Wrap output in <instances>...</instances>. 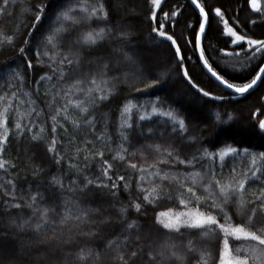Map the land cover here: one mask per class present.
<instances>
[{"label": "snow or ice", "instance_id": "6c2138e0", "mask_svg": "<svg viewBox=\"0 0 264 264\" xmlns=\"http://www.w3.org/2000/svg\"><path fill=\"white\" fill-rule=\"evenodd\" d=\"M144 2L150 43L141 0H0V264H264V146L244 139L264 95L235 114L264 85V2ZM21 143L31 179L5 158Z\"/></svg>", "mask_w": 264, "mask_h": 264}, {"label": "trees", "instance_id": "16d2710c", "mask_svg": "<svg viewBox=\"0 0 264 264\" xmlns=\"http://www.w3.org/2000/svg\"><path fill=\"white\" fill-rule=\"evenodd\" d=\"M38 2V0H37ZM178 2H180V0H167V2L165 4L162 5L163 7V11H168L170 7L174 6L175 4H177ZM262 2H264V0H262ZM240 3H243V0H240ZM233 6L235 7V3L233 4ZM148 8L149 5L147 3L144 2V0H141L140 3V8L139 10H137L139 12V19H137L136 23H137V27L139 30V35L141 37L142 40H146V42L150 43V38H149V32H150V24H149V20L147 18L148 16ZM189 11H191V9H189ZM239 16L241 18H245L247 17L249 20H258L259 16H257L256 14H252L250 12V9L245 6L243 8L242 11H240ZM158 15H162V13L159 12L158 10ZM187 15V14H186ZM235 15V13H234ZM191 18V17H190ZM183 19V17L181 18ZM230 26L235 27V25L231 24V21L229 22ZM221 30H222V25H221ZM247 30V28L245 29ZM179 31V30H177ZM239 31V30H238ZM264 31V26L262 25H256L253 28V31L250 32V35H258L260 32ZM186 35L189 36V38H191V33H185ZM242 34V33H241ZM153 36H155V34H152ZM212 43L216 44L217 47L220 48H224L223 42H217L215 40L212 41ZM203 47V42L202 45ZM234 46H232L229 43V46L227 48H224V52H231L233 51ZM235 51L239 52L240 49L236 48ZM182 54L186 55V56H190L191 60L190 61H186L185 62V66L186 67H191L193 65L196 64V56L192 54L191 51H184L182 49ZM224 53H220V55H223ZM13 55V50L12 49H8L7 51L3 52V54H0V62L2 61H6L9 59V57ZM170 55V53H169ZM198 55V54H197ZM215 55V54H213ZM205 56L207 58L208 53L207 51L205 52ZM30 59L32 57H29ZM244 62V58L241 57L239 59H237V57L233 56L230 57L228 60L229 64H233L236 66L237 69H239L242 65V63ZM33 63L35 64V60L33 59ZM211 63V61H210ZM214 69H215V65H213ZM218 70V69H216ZM197 73H199V69L197 68ZM42 74V73H41ZM223 74V73H221ZM236 75L238 76L239 73H236ZM197 80L200 79V75H197ZM34 79H38V75L34 77ZM176 79H178V77H176ZM229 79H231V77H229ZM233 82H241L240 80H235ZM183 88V85L178 84L176 91L179 92L181 89ZM262 89H264V85L259 86L258 88L254 89L251 91V95H249L247 97V99H244L241 101V104L239 105V109L240 111L235 113L236 115H238L240 117L241 120H246L248 122L249 120V111L250 110H254L253 104L255 103L256 97L257 95H264V91H262ZM45 90L44 86L41 87V92H43ZM133 96H138V93L133 92L132 93ZM193 98L191 96H189L188 98L185 99V107L190 111V112H199V105L203 104V100H196L194 102H189L191 101ZM38 103H40L41 106H43V100L38 101ZM219 103V102H217ZM189 104H193L195 107L190 106ZM255 106H259L258 104ZM211 107V106H209ZM227 110L231 113L232 112V108L228 107ZM214 111V110H213ZM260 118H264V116L260 117ZM148 126H151L150 124ZM71 131V130H70ZM210 135L212 136V138L214 140H220L221 142H223V140L225 139V134L224 133H217V131L215 129L212 130V132L210 133ZM244 139L249 141V145L246 146H264V137H260L255 135V133L252 131V129H250V131H248L247 133L244 132ZM149 143H152V141H149ZM155 143H158L162 146L163 148H167L168 147V142L167 141H163V140H156ZM26 149H28V145L26 143H21L19 146V152L17 151V147L15 145H12L9 147L8 152L6 154V159H10L12 162H14L17 165V170L21 171L22 174H27L28 178L31 179V169L33 164H39L41 162L42 159V154H38L35 157V160H30L29 156L31 155L30 152H26ZM187 151V149L185 150ZM107 158V157H106ZM155 159H159L160 157L155 156L153 157ZM152 159L148 160V163H151ZM120 174H124V170L121 169L120 170ZM257 185H251L249 188V191H256L257 189ZM258 194V193H257ZM169 207L172 208L173 212L179 213L180 211H185L186 209L183 208V206L180 207H176L174 205H169ZM166 210L165 208H158L156 209V211H164ZM247 242L245 241H238V242H234V246H246Z\"/></svg>", "mask_w": 264, "mask_h": 264}, {"label": "rangeland", "instance_id": "374dc122", "mask_svg": "<svg viewBox=\"0 0 264 264\" xmlns=\"http://www.w3.org/2000/svg\"><path fill=\"white\" fill-rule=\"evenodd\" d=\"M139 8H140V4H139L137 10H139ZM145 42H146V40H145ZM189 105L192 106V107H195L193 104H189ZM242 121H243L245 124H247V121H246V120H242ZM248 131H250V128H246V129L244 130L245 133H247Z\"/></svg>", "mask_w": 264, "mask_h": 264}, {"label": "water", "instance_id": "95a60500", "mask_svg": "<svg viewBox=\"0 0 264 264\" xmlns=\"http://www.w3.org/2000/svg\"><path fill=\"white\" fill-rule=\"evenodd\" d=\"M198 54V53H197ZM206 71V70H205ZM262 119H264V118H262Z\"/></svg>", "mask_w": 264, "mask_h": 264}]
</instances>
